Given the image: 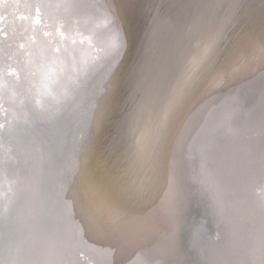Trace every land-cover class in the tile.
Wrapping results in <instances>:
<instances>
[{
  "label": "bare ground",
  "instance_id": "bare-ground-1",
  "mask_svg": "<svg viewBox=\"0 0 264 264\" xmlns=\"http://www.w3.org/2000/svg\"><path fill=\"white\" fill-rule=\"evenodd\" d=\"M218 74L237 90L228 104L242 129L209 116L192 140ZM9 88L21 94L20 116ZM72 104L67 145L55 126ZM0 113V151L1 127L24 133L14 167L0 156L1 229L9 183L26 185L48 162L47 134L56 158L78 155L81 201L98 203L147 264H213L202 254L209 239L235 249L232 264H264V0H0ZM1 229L0 264H34L30 240Z\"/></svg>",
  "mask_w": 264,
  "mask_h": 264
},
{
  "label": "water",
  "instance_id": "water-1",
  "mask_svg": "<svg viewBox=\"0 0 264 264\" xmlns=\"http://www.w3.org/2000/svg\"><path fill=\"white\" fill-rule=\"evenodd\" d=\"M68 25L69 28L70 24ZM62 76L66 78L67 75L62 74ZM52 80L56 82L54 78ZM54 82L53 84L56 85ZM52 86L49 85L50 88H54ZM223 86H225V80L218 74L216 80L210 83L208 92L201 99L205 108L200 109L196 116L195 129L191 130L192 140L196 138L201 129L202 133L206 130L205 124L209 116H211L210 120L214 121L216 128H220V125L224 123L234 127L232 120L236 115L228 103L237 98V90L233 88L226 91V88L222 89ZM10 90L12 92V100L9 99L10 109L20 116L23 114L22 105L24 106V104L16 100L21 97V94L13 89ZM49 90L52 92V89ZM52 94L61 98L64 93L58 91L57 93L52 92ZM79 103L80 112L83 115L89 109L88 104L84 101ZM70 109L71 114L66 123L55 124V128L63 126V139L67 145L75 140L74 128L71 125L75 118L74 114H76L73 104ZM2 115L5 116V114ZM27 117H31L30 120L35 122L34 124H41L40 121H36L32 117V112ZM241 129L234 127L232 130L241 131ZM1 132L4 133L6 141L2 146L0 156L6 159L7 168H11L17 164V159L13 154L18 148L16 143L20 141L19 138L23 137L24 133L13 126H8L6 129L1 127ZM216 134L210 132L208 140L212 142ZM46 139L51 144L49 153L44 152L48 162L45 163L43 169L38 170V177L35 179L24 177L26 180L24 186L22 182L9 183L8 194L13 195L14 200H8L5 204L6 208L4 209V204H2V208L8 215L5 218L6 228L4 229H10L12 239L15 242L30 240L32 247L35 248L33 258L36 261L34 260V264L36 262L38 264H103L105 261L107 264H147V253L132 243L120 241L121 230L115 222L107 219V216L99 209L98 203L89 200L81 201L77 187L72 183V173L79 163L78 155H71L68 161L56 158L59 146H55V143L58 140H50L47 134ZM256 142L259 143V140ZM31 149L34 152L37 148L32 147ZM229 158L231 157L229 156ZM4 170L0 166V176ZM22 170L27 171L28 168H22ZM80 182L88 184L84 180ZM5 201L6 197L1 203ZM28 217L30 221L27 220ZM202 223L203 221L196 226L197 232L193 238V240L198 239L199 243L201 242V231L206 227ZM29 226L36 234L31 235L28 230ZM4 229H1V232H4ZM243 238L247 240L249 237L247 235ZM201 245L204 248L202 254L209 258L213 264H232L235 249H231L228 245L223 247L219 241L214 239H209ZM60 247H63L64 252L60 251ZM163 249V246L158 249L162 258L167 255L163 253ZM228 250L231 253H227Z\"/></svg>",
  "mask_w": 264,
  "mask_h": 264
},
{
  "label": "rangeland",
  "instance_id": "rangeland-1",
  "mask_svg": "<svg viewBox=\"0 0 264 264\" xmlns=\"http://www.w3.org/2000/svg\"><path fill=\"white\" fill-rule=\"evenodd\" d=\"M125 44L128 45L127 42H125ZM122 53H123V51H121V54L120 55H122Z\"/></svg>",
  "mask_w": 264,
  "mask_h": 264
}]
</instances>
